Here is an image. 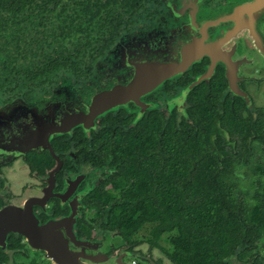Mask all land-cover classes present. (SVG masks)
Here are the masks:
<instances>
[{"label": "flooded vegetation", "instance_id": "1", "mask_svg": "<svg viewBox=\"0 0 264 264\" xmlns=\"http://www.w3.org/2000/svg\"><path fill=\"white\" fill-rule=\"evenodd\" d=\"M79 9L88 11L91 51L50 83L38 75L39 55L0 34V264H59L66 246L78 264H128L141 229L127 241L102 226L127 202L117 163L139 152L123 149L127 138L205 133L213 121L222 140H235L224 152L239 155L230 165L237 186H264V137L229 132L232 119L264 134V0H89ZM4 23L0 33H11ZM131 87L118 107L77 121L105 93ZM155 147L148 152L166 153ZM160 223L145 225L147 241L169 260L156 264H174L179 230L154 239ZM254 244L244 264H264V232Z\"/></svg>", "mask_w": 264, "mask_h": 264}, {"label": "trees", "instance_id": "2", "mask_svg": "<svg viewBox=\"0 0 264 264\" xmlns=\"http://www.w3.org/2000/svg\"><path fill=\"white\" fill-rule=\"evenodd\" d=\"M88 1L0 0V22L11 29L0 34L16 39L17 51L26 52V44L39 55L43 66L38 75L50 83L60 74L78 71L87 61L91 38L82 15L88 11L78 12ZM24 21L28 25L20 31L17 27ZM198 113L196 117L202 119L201 106ZM229 124L230 133L264 137L258 123L251 129L232 119ZM218 127L211 121L205 133L190 130L179 137L165 132L160 141L154 136L127 138L123 149L139 151L117 163L127 184V202L107 211L104 229L117 230L129 241L156 220L161 223L150 232L154 239L177 227V237L171 238L174 250L168 256L174 264H230L240 253L253 249L264 232V186L253 193L246 186L250 180L237 186L230 165L239 155L224 152L228 143L234 148L235 140H222ZM158 144L166 153L148 152Z\"/></svg>", "mask_w": 264, "mask_h": 264}, {"label": "water", "instance_id": "3", "mask_svg": "<svg viewBox=\"0 0 264 264\" xmlns=\"http://www.w3.org/2000/svg\"><path fill=\"white\" fill-rule=\"evenodd\" d=\"M133 88L134 87L127 88L126 90H121V89L117 88L111 92L105 93L104 95H102L101 97H99L97 100L94 101V106L91 108V112H90L91 115L76 116L77 121L80 122L81 119H84V120L85 119H91L92 116L98 114L100 111H104V110H107L110 108L114 109V108L118 107L119 105H121V103H123L124 99L126 98V95H128L130 92H136V90ZM98 103L104 104V106H102L100 108L97 106ZM73 125L74 124L72 122L64 123L60 129L52 128L49 131H50L51 135L62 134V133H65ZM72 255H71V253L68 252L67 246H66L64 255L59 253V261H61V262H59V264H78L77 260L79 258L75 257L74 254H72Z\"/></svg>", "mask_w": 264, "mask_h": 264}, {"label": "rangeland", "instance_id": "4", "mask_svg": "<svg viewBox=\"0 0 264 264\" xmlns=\"http://www.w3.org/2000/svg\"><path fill=\"white\" fill-rule=\"evenodd\" d=\"M149 226H144L134 237V239L138 240L139 245L135 247V249L132 250V259L127 258L126 263L131 264V262H134L136 264L139 263L141 260V264H156L157 260L164 261L165 263H169V260L166 257V254L164 252L158 251V249L151 247V245L148 243L147 239L149 238ZM162 241V247L165 248V250H168L169 252H172V248L168 246L169 237L167 235H164L161 238ZM264 251V250H263ZM247 253H240L238 263L237 264H244L246 263V259H248ZM146 261V263L142 262V260ZM106 264H110L106 263Z\"/></svg>", "mask_w": 264, "mask_h": 264}]
</instances>
